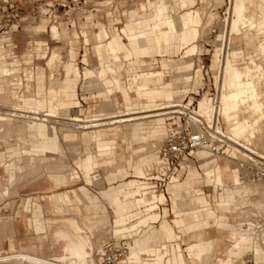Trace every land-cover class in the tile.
<instances>
[{
    "label": "bare ground",
    "instance_id": "6f19581e",
    "mask_svg": "<svg viewBox=\"0 0 264 264\" xmlns=\"http://www.w3.org/2000/svg\"><path fill=\"white\" fill-rule=\"evenodd\" d=\"M176 1L178 2L182 13L179 18L178 26L172 18V26L179 33V39L181 41L179 49H186V53H190V51L196 48V52H198L199 47L196 41L200 35L199 25L202 22L203 11L205 9L204 5L203 7H196V4L198 1L204 3L207 0ZM214 2L217 1L214 0ZM157 10V20L163 33L165 48L166 50H169L172 48L174 40L169 35L165 19L167 16L159 3L157 4ZM230 12L231 18L230 21L226 23L225 27L226 36L228 31V47L226 48L225 56L221 59V54L224 53V41L222 43V39L225 38L221 32L217 35L220 43H217L218 45L215 44L216 47L211 55V64L209 66L213 74L212 79L215 88L218 90V94L216 93L215 97L216 101L214 103L213 98L208 96L209 93L207 94L204 92L198 101L197 109H190L189 105L186 103L171 100L172 91L186 90L189 87L187 85L188 83H182V85L176 86L171 78L169 81L164 79L166 74L169 73L168 69H152V63L146 65L143 58L133 57L134 53L131 50L145 51L144 42L147 39L148 33H150L153 28L149 18H147L145 22V24H149L148 29L144 27V20L133 21L131 23L133 32L127 42L123 37L118 35V33H115L112 28L108 27V29H106V26L101 23H97V31H94L92 34H88L83 30L82 36L86 43L88 44L90 39L93 40L92 50L94 52L96 65L93 68L85 67L82 72L75 60L70 58L67 60L60 59L63 55L61 54L62 56H60L57 49L59 46L52 47L51 50L48 51L34 50L30 52L47 53V78L50 86H55L59 82L57 75L60 73L55 72V63L59 62L60 64L58 66L62 69L60 75L64 81L76 82L82 78H95L102 88V91L108 96L112 97L113 95L120 94V96L123 97L122 102L113 104V107H115L114 109H116L115 111L93 114L89 116L90 118L87 116L86 118H79L76 115H66L54 110L45 109L46 99L37 91L38 83L35 82V76L40 73L41 70H36L35 72L34 68L30 66L32 61L28 59L21 61V65L23 64L22 67H8L4 64V58L0 55V135H4L2 140L4 147H11L15 145V143L21 145V150L17 153L14 159L10 160L13 170L9 172L7 171L9 175L6 180L1 179L0 177V202L1 199L11 194H14V196L17 194V196H19V190L21 191L24 187L18 190L20 184L17 186V180L23 178L27 173H32V176H30L32 180L29 183L27 182L28 186L30 183V185L47 183L45 187L46 189H57L60 186L77 182L79 174L74 172L75 168L70 162H73L77 157H84L85 154L81 152V154H77V156L75 155L76 157L74 156V159H70L69 155L66 153L67 150L65 146L64 148L60 147V144H64H59L60 136V142L63 140L67 145H70L68 143L72 142L74 144L82 140L93 142L97 152H91V157L97 158L98 153H100V155H106L110 160L106 168L110 165L115 169L114 165L119 166L125 163L124 147L121 146L123 149L116 150L117 142H119L118 145H120V143H123L124 141L122 138L119 140L113 138L112 141L100 142L101 138L105 140L110 138V134L120 131L119 124L123 123L126 126V141L129 143L131 141L146 142V154L155 151H158L159 153V148L162 144L159 142H163L166 137L162 138V135L166 134L167 125L157 124V121L165 119L168 114H185L188 110V113L190 114H188L189 117L194 120L190 121L194 124V129L197 127V119H199V116L202 118L203 123L208 127H214L215 123L217 127L218 123H223L225 127L227 125L231 126L227 132L223 131L222 133L227 136L230 141L235 143L228 142V146L231 148L232 156L230 157L232 159L241 158V162L238 163L241 176L239 175V172L235 171L234 176H232V179L228 182L226 198L223 195L220 196L221 199L225 200L222 203L223 205L220 206V209L225 211L224 216L235 217L237 219V224L232 226L227 225L225 221L226 219L223 216L220 218L219 224L223 226L230 235H235L237 239L244 240V242L248 241L250 234L243 230V227L238 220L241 217L244 218L245 216L243 215L245 214L252 216V214L249 213H254L255 211L257 214L261 211L264 213V179L251 180L248 177V170L242 163L246 160L256 161L258 158L264 159V24H261L264 18L257 22L249 17L246 13V0H233V6L230 7ZM213 13H209L208 11V22L213 19ZM206 22L205 25H208ZM47 24L48 21L42 19V22L34 26L31 31L34 33L46 32L48 31ZM49 31L53 38L60 37V31L56 25H50ZM239 33L242 34V38L245 37L244 35L248 37L245 44L251 46V50L246 52L245 55L236 47H231L230 44L232 34L237 35ZM249 37H251V39H249ZM66 42L68 41H65L64 43L66 44ZM15 47H17V45L14 41V33L7 32L6 34H0V54L1 51H9L7 58L12 59L16 56ZM252 47H256V51H253ZM88 50L89 47L85 50L86 53L83 54L84 57L88 54ZM256 57H261V60L258 61ZM83 61L87 62V58H83ZM135 65H139L140 69L138 70ZM185 71H189V69H186ZM195 71L197 72L198 70ZM122 72L124 73L123 81L120 79ZM161 78L164 80L160 81ZM139 80L142 81L139 82ZM158 85H163V96L166 100L164 103L153 101L152 98L151 100L144 102L142 105H137L131 101L132 93L135 94V97L140 98L143 93H148ZM2 99H8L10 102H2ZM29 99H33L34 105H29ZM111 103H113V101L108 104ZM72 105L74 108H79L81 106V101L77 98L73 101ZM56 116H59V118L60 116L65 117L66 119L76 122L70 123L72 127L69 128L68 126L62 127V121V125L57 129V127L50 124L53 121L52 117ZM33 120L44 121L47 122V124L45 126L37 125ZM77 121H82L84 123L81 125ZM55 122H57V120ZM65 123L66 122H64V125ZM66 125L68 124L66 123ZM34 127L36 128V134L33 136L31 135L30 130ZM78 128H82V130H77ZM58 130H60V136ZM47 133H50L52 139L55 141L54 151L43 149L37 153L25 151L27 148L26 146L31 143V140L34 137L40 135L45 137ZM57 145L58 147L56 148ZM93 150L95 151V149ZM197 151L198 160L201 161L200 165L206 181L218 185L220 179L218 176L217 163L214 159L210 158L211 152L206 146H204L191 151V153L195 154ZM67 157L69 158L67 159ZM157 157L159 158L158 163L153 162L152 166L147 170V173L152 170V168L158 169L161 166L162 160L159 154ZM38 160H43L44 162H41L42 164L40 165L34 163L33 165H35V168L31 167V162H37ZM36 166H41V169L38 170L39 168L37 169ZM195 175H197V172L193 171L192 176L194 177ZM171 177L167 183H172ZM146 179L147 178H145V180ZM146 181L149 182L148 180ZM149 183L152 185L153 182ZM195 183L191 188L193 195L189 201L202 206L207 201L205 198V192L200 185H196ZM208 185L210 184H207V186ZM153 190L158 191L159 189ZM73 192L76 194L79 201L85 198L83 201L86 200L88 202V199L79 188L75 187ZM62 194L64 195L66 203L69 204L71 201L70 197L68 198L65 196V191H63ZM244 194L249 198V201L244 198ZM105 199L107 200L110 198L105 197ZM141 201H143V198L140 199V202ZM87 202H82L84 207L89 205ZM154 208L155 206L152 205L147 206L146 211H151ZM52 211L54 212L55 209ZM12 215L13 214H0V264H10L11 261L14 264L103 263L99 257V251L103 244L100 246L101 242L99 241L98 243H100V247H98V243L94 240V238H97L96 240H98V236L94 237L95 232L91 229L87 230L78 226L75 217H71L72 219H70L68 215H62L63 218L74 221L71 223L75 226L76 233H73L72 237L76 239V245L82 250L81 255H79L73 248L68 256H63L62 260H55L27 252L16 246L13 233L14 223ZM205 215H214V212L210 207H206ZM258 215L261 216L260 214ZM125 216L126 215H121L115 219V226H112L111 224L110 228H108L110 232L112 229H117L124 225L123 219ZM262 216L264 217V215ZM57 218L58 217L52 218L50 221H55ZM254 218H256V216ZM258 221L260 222L259 219ZM247 223L251 227L255 225L258 227V231L253 238L255 241H261V244L264 247V223H254L250 221H247ZM205 225V221L197 222L194 224V229L192 230L195 232L188 237H191L192 239H186V237L183 239L184 245L191 246L193 255L196 257H200L202 251H208L210 248L208 243L210 236H207L209 234L205 235L204 230H207ZM189 227L192 228L193 225H187L183 229V232ZM41 228L42 230L45 229L43 223L41 224ZM188 234L189 233H185V236ZM4 240L7 241V249L1 246V242ZM192 240H201L202 242L200 245H197L195 243H190ZM235 244L237 243H234L229 239L226 246L231 249L230 253L226 254L223 250L218 252L214 256L213 264L236 263L237 261L234 256L236 253L234 247ZM126 247V256L119 261L127 258L129 248L127 245ZM248 249L253 252V247ZM3 250L5 251L4 254H2ZM183 264H191V262L185 257Z\"/></svg>",
    "mask_w": 264,
    "mask_h": 264
},
{
    "label": "rangeland",
    "instance_id": "374dc122",
    "mask_svg": "<svg viewBox=\"0 0 264 264\" xmlns=\"http://www.w3.org/2000/svg\"><path fill=\"white\" fill-rule=\"evenodd\" d=\"M215 1L217 2H214V0H207L204 3H201L200 1H198L196 4V7L197 6L203 7L204 5L205 10L203 11L202 22L199 25L200 35L197 38L198 42L196 41L199 47V51L196 52V48H194L192 51H190V53L186 54L190 57V59L187 60V62H190V61L192 62V66H193L192 69H190L189 71L180 72V73L172 69L170 70L168 74H166L164 78L167 81H169V78L173 77L171 78V80L175 82L176 86H180L182 85V83H188L187 84L189 86L188 89L179 90V93L176 96H174V100L183 102L186 104L193 103V107L189 105L190 109L198 108V101L202 97V94L204 92H206L207 94L209 93L208 94L209 97H212V93H214L215 85L212 79L213 74L209 66L211 64V55L214 52L216 45H218L217 43H220L219 38H217V35L219 33L222 32L223 37H225L224 39H222V43L224 41L223 43L224 53L221 54V59L224 58L226 48L228 47V31H227V36H226L225 27H226V23L230 21V18H231L230 7L233 6V0H215ZM157 2H159L161 5L166 7L167 12H169V14L175 20L178 26L179 18L181 16L182 11H180L176 0H21L20 2H17V4L15 3L16 9L14 11L12 12H10V10L7 11L10 14H16V19H22V20H19V27L17 31L14 32V41L17 45V48L15 49L16 56L14 57V59L16 60L15 62L16 65L9 64L8 59L7 61L3 59L4 64L8 67H18V68L22 67L23 66V64L21 65V61L23 60L22 52L25 48L31 47L29 46V41L35 38L34 42L37 44H41L42 42L41 40H44L47 42L49 48L59 46L57 49L60 53V56L63 55L62 58H60L61 60H67L69 50L71 48H74L77 52V56L75 59H76V62L78 63V66L81 72L84 70L85 67L93 68L96 65L94 52L92 50L93 40L90 39L88 44H85L83 41L84 38L82 36V31L84 30V32L86 31L88 34H92L94 31H97V23H101L104 26H106V29H108V27L118 28L117 29L118 35H120L121 37L125 39V36L120 33V29L122 26H125L130 29V30L128 29L129 34L133 32L130 26V24L133 21L128 20L130 15L133 16V20H135V22L144 20L143 18H149L150 16L153 15V13L154 14L156 13V3ZM149 5L151 7H149ZM207 10L209 11V13L214 12L213 13L214 17L209 22H208L209 18L207 16L209 14ZM263 18L264 16L257 22L261 21ZM42 19H46L48 21V24H47L48 31L39 32V33L32 32L31 31L32 28L40 24L42 22ZM224 19L227 21H225ZM205 22L208 25H205ZM52 24L58 27V30L60 31V37L58 36L56 38H53L51 36L50 31H49V26ZM261 24H264V20L262 21ZM144 27L148 29L149 24L147 23L144 24ZM244 36H245V39L247 40L248 37L246 35ZM157 37L159 38L160 35H157ZM249 39H251V37H249ZM65 41H68V42H66L65 44L64 43ZM230 44H231V47H236L237 49L241 50L244 55L246 54V52L251 50L250 48L251 46L245 44L241 33L237 35L232 34V39H231ZM88 47H89L88 54L85 55V57L83 56V58H87V60L89 61V65L86 66L84 63L81 62V59L83 61L82 54L86 53L85 50H87ZM174 47L176 49V53H172L170 56V59L180 58L181 63H185L183 61L184 59H181L182 56H185V52H184L185 50H183L182 53H180V51H178L179 46L177 43H175ZM255 48L256 47H252V50L256 51ZM150 50H156V53L158 52L161 53L160 57L157 56V60H152V59H156V57H145L144 58L145 64L148 65V64L153 63L151 66L152 69L162 70V68H160L161 57L168 58L169 57L168 54L163 49V46H161L160 50L157 48L153 49L152 47H150ZM131 51L135 53L136 50H131ZM256 58L258 61L261 60V57H256ZM31 59L33 61V64L31 63L30 65L31 67H34V69H36V67H41L43 69V72H44L43 90L46 91L48 88L47 78H46L48 74V67L46 65L47 58L33 54ZM55 64H56L55 72H59L61 74L62 69L58 66L60 63L56 62ZM195 70H198V71L196 72ZM179 75H181L184 79L179 81V79L174 78ZM120 79L122 81L124 80L123 72L120 75ZM164 79L161 78L160 81H163ZM140 81L142 80H139V82ZM162 86L163 85H158L155 88L151 89V91L156 90V93L154 94L155 99L163 97L164 89ZM84 87H85L84 88L85 91L81 90V88L78 89V94L80 98L82 96L88 97L87 99L81 100V104H82L81 107L68 109L66 111H60V110L59 111L54 110V111H57L61 114H66V115H72V116L76 115L79 118H86V116L89 117L95 113H98L100 105H101V110L103 112H105L108 109H111L113 112L116 110L114 109L115 107H113L114 106L113 104L115 103L117 104L123 101L120 94H116L114 97L115 103L113 102L111 104H108L112 101L111 98L101 103L99 98H89V92H88V91L94 92L96 91V89L98 90L99 87H96V85L90 81H85ZM216 93L218 94V90H216ZM135 100H136L135 94L132 93L131 101L134 102ZM8 101H9L8 99H2V102L9 103L10 101L9 102ZM156 101L159 103L165 102V100L163 101L156 100ZM28 103L29 105L30 104L34 105L33 99H29ZM47 110H51V109H47ZM188 114H189L188 110L186 111L185 114L171 113V114H168V116H166L165 119H161L157 121V124L167 125L166 134L162 135V138L167 135L168 125L171 123H177L181 125L182 127H184L186 124H189L191 128L194 129V124L190 122L194 120L190 118L189 117L190 114L189 115ZM52 120L54 122L52 121L50 124L57 127V129L59 126L62 125V123H63L62 127L68 126L69 128H71L72 125L70 123L76 122V121H71L69 119H66L65 117H61V116L60 118L59 116L52 117ZM56 120L57 122H55ZM33 121L37 125L45 126L47 124V122H44V121L42 122L37 121V120H33ZM185 121L187 122L185 123ZM64 122H66L68 125H66V123L64 125ZM77 122L81 125L82 123H84L82 121L80 122L77 121ZM221 126L224 128L223 130L225 132H227L228 129L231 127L229 125L225 127L223 123H221ZM119 128H120V131H117L114 134H110L109 137L118 139V140L123 138L126 135V126L125 124L122 123V124H119ZM79 129L82 130V128H78L77 130ZM85 130H89V129H85ZM30 131H31L30 132L31 135L34 136L36 134L35 127L31 129ZM59 133H60V130H58V134ZM50 135H51L50 133H47L45 137L43 135L34 137L31 140V143L28 146H26L27 148L25 147L26 148L25 151L26 152L31 151L32 153H37L41 149L47 150V151H54L55 141L52 139V135L51 136ZM3 138H4V135L3 136L0 135V177L1 179L6 180V178L9 175L7 171L9 172L13 170V167L11 165L12 163L10 162V160L14 159L17 153L21 150V145L19 143H15V145L11 147H4L2 143ZM60 139H61V136L59 138V144L64 143V144H60V147L64 148L65 146L67 150L66 153L69 155L70 159H74L77 156V154H81V152L83 153L85 147L90 148L93 153L97 152L95 146L93 145V142H90L87 145L83 142H78L74 144L71 142V143H68L70 145H67L65 144L63 140L62 142H60ZM118 143L119 142H117L116 150L123 149V147L125 150L124 152H125L126 161H124L125 163H123V165H119V166L114 165L115 169H113V167L110 165L109 167L106 168L109 162V159L106 155H101L100 161L97 160L98 166L95 168V172H94V174L96 175V180H93L92 183H86L83 176L80 174V178L77 179L76 183L74 182V183H70L64 186H60L59 188L55 190L63 192V191H66V189H71V188L78 187L80 185H85L94 194H98L99 191L101 190L103 191V189L107 190L109 187H110L109 192H113L114 185L121 184L124 180L132 178L131 173L133 172V165L137 167V168H134L135 171L139 169L138 159H137L138 156L143 155V153L145 155H148L146 154L147 153L146 142L142 143L141 141H131L129 143L128 141H125L123 143H120V145H118ZM159 143L161 144L162 142H159ZM229 143H233V142L229 141ZM93 149H95V151ZM135 152H138V153H135ZM227 153L228 155L223 154V153H219V154L216 153L215 155H211L210 157L214 159L216 163L221 164L222 162H226L228 165L231 166L230 173L229 171L223 173V177H227L229 174L235 173V171L237 170L236 162L238 163L241 162V158L232 159L230 157L232 156V154H231V148L229 146L227 147ZM99 154L100 153H98V155ZM135 155L136 156L138 155V156L136 157ZM149 155H150V158L152 159L156 158L154 160V163H158L159 161V158L157 157L158 151L149 153ZM69 157H67V159ZM84 157H87L88 159H90L91 155L90 154L85 155ZM198 159H199L198 151L195 154L190 153V154H187L177 159L175 162L176 169H172V166L170 168V172L173 171V174L171 177L172 183H167L165 185L166 191L165 189L163 190L159 189L158 191L153 190L151 189V184L149 183L150 187L144 189L143 191H139V193H134V194L125 193V195H116L115 194L116 192H115L113 193V195H107V196L101 197L102 204H104L106 208V211L103 210V212L104 213L107 212L105 214L107 215L108 219L113 220L112 226H115L114 225L116 223L115 219L118 216L126 215L123 219L124 225L122 227H119L117 229H112L110 232V230L108 229L110 228V226L108 225L104 228H101V229L99 228V231H96L94 235V237L98 236V240H96L97 238H94L95 242L96 243H98L99 241L101 242V244L98 243V247H100L107 240H113L118 243L126 242V245H128L129 253H128L127 258L119 262L110 263V264H183L185 257H187V259L191 262L193 252L187 250V248L190 246L184 245V242L182 246L180 245V243H171L170 245H168L165 243H160L158 240L159 239L162 240V236H164L165 238L167 237V239H172L174 229H177V227L175 226H185V225H188V223H192V222L197 223L199 221H204L206 207H210L213 210L214 214L216 215H221L220 211H223L220 209V206L223 205L222 203L225 200L221 199L220 196L223 195L226 198L227 192H228V188L226 187V185L230 181V178L228 177L224 180L223 186H221V183L216 185L215 183L207 182L205 179V175L202 173V168L200 165L201 161H199ZM41 162H44V161L43 160H40V161L38 160L37 162L34 161V162H31L30 165H32L31 167L35 168V165L33 164L38 163V165H40L42 164ZM152 163L153 162L145 164V169H144L145 178L147 176V170L149 169V167L152 166ZM183 163L191 166L188 169L187 175L183 173L184 170L182 169L186 167ZM70 164L74 166L75 168L74 172L79 174L80 172L78 170L77 162L73 161V162H70ZM87 166H91V164H87L86 167ZM140 166L142 167V165ZM37 169L40 170L41 166L37 167ZM193 171L197 172V175H195L194 177L192 176ZM110 175L113 176L115 180L114 179L109 180L108 177H110ZM25 176L23 177L25 179L23 178H21L20 180L18 179L17 180L18 184L16 183L17 186L20 184L19 188L16 186L18 190L24 187L21 189V191L19 190L21 197H26L27 194L34 192V190L31 189V185H30L31 183L28 186V183L32 180L30 178V176H32V173H27ZM173 177H175V179H173ZM145 178L141 180L146 181ZM177 181H180V183H178ZM195 182L196 184L202 187L205 194L209 193L208 194L209 196H207L209 197V199L206 198L205 196L207 201L202 206L199 204L190 203L187 201L192 197V192L190 188L193 187V184ZM207 184H210L211 186L208 185L209 186L208 187ZM135 187H138V186L136 185ZM40 192L49 193L48 190H44ZM11 195L1 199L0 214H7V215L13 214L12 216H14V208L16 207V204L19 205L21 203V199H19L17 194L15 196L14 194H11ZM105 197L110 198L113 202L112 212L109 206L105 204L106 202L103 201ZM41 198H47L48 204L51 203L49 204V208L52 210L54 209L53 204H52V199L50 198L48 194L42 195ZM141 198H143V201L140 202ZM83 199L80 200V202L81 201L87 202L86 200L83 201ZM41 203L43 205V214L45 217L52 216V215L53 216L58 215V213L51 212L48 209L45 201L41 200ZM188 204H192V205L195 204L197 205V207L187 212H183L179 210V207L188 206ZM151 205L152 206L157 205L156 209L153 210L154 212L153 215H151V213L153 212L146 211L147 206H151ZM255 213L256 211L254 213H249V214H252V216L251 215L248 216L247 214H245L243 215L245 216L244 217L245 220L243 217H241L243 218L242 220H240L241 218L238 220L240 225L243 227V230H245L247 233L249 232V234L252 236H254L257 233L258 227L256 225L252 227L249 226L247 221L254 222V223L258 222L262 224L264 223V217L262 216L264 215V213L259 212L258 214H260L261 216ZM65 214H73V211H69V213L65 212ZM80 214H83V211L78 213V216H77L78 218H80ZM185 216L186 217L188 216L189 218H185ZM255 216L256 218H254ZM258 219L260 220V222L258 221ZM229 220L230 222L235 223L234 217L229 216ZM59 225H60L59 221L53 222L51 224L50 231H52L55 227ZM169 225H171L172 227H170ZM206 229L207 230H204L205 235L209 234L207 236H211V237L218 236L221 232V228L217 226H211ZM177 232H179V234H182L179 230ZM177 234L176 233L174 234L175 237ZM34 236L35 235L32 230L27 229L24 226L20 227V231L19 232L16 231L14 235L15 241L17 243L16 246L19 248V245H21L25 247V250H28L27 247L29 246V244H31L30 242H33L35 245V250L33 252L36 254L51 256L53 254L58 255L61 253L59 242H55L52 248L49 247L51 246L50 236H47L46 238L42 240V246L40 247H39V241L36 240ZM232 236L233 237L230 240L233 241L234 243L239 242V246H240V248H238L237 247L238 245L235 244L234 247L237 252L235 256L243 255L246 264H257V263L263 264V262L259 263L260 262L259 260H256V261L254 260L250 249L246 248L248 246V243H245L244 240L237 239L235 235H232ZM185 237L186 239H192L191 237L188 238V235L184 236V238ZM1 246L7 249L8 248L7 241L6 240L2 241ZM230 250L231 249H229L226 246L225 250L223 251L226 254H229ZM244 251L245 253L243 254ZM4 252L5 251L3 250L2 254H4ZM261 257H263V255H261ZM261 260L263 261V259ZM10 264H14V263L11 261ZM102 264H108V263H102ZM191 264L193 263L191 262ZM209 264H211V260H209Z\"/></svg>",
    "mask_w": 264,
    "mask_h": 264
},
{
    "label": "crops",
    "instance_id": "0c3cea01",
    "mask_svg": "<svg viewBox=\"0 0 264 264\" xmlns=\"http://www.w3.org/2000/svg\"><path fill=\"white\" fill-rule=\"evenodd\" d=\"M158 3L159 2L156 3V13L155 14L153 13V15L149 17V19L153 25V28L150 31V33H148L147 39L144 42L145 51H143V52L141 50L135 51L133 57L134 58H142L143 57V59L145 57H156V59H152V60H157V56L160 57L161 53H159V52L156 53V50H150V47H152L153 49L157 48L160 50L161 46H163V49L165 50V52L168 54L169 57L168 58H162L161 57L160 68H162V69L166 68L169 70V72H170V70L174 69L178 73L185 72L186 69L190 70V69H192L193 66H192L191 61L187 62V60H189L190 57L188 55H186L187 54L186 49H183V50H185L184 51L185 56L181 57V59H184L183 61L185 63H181L180 58L179 59H170L171 54L176 53V49L174 47L175 43H177L178 46L180 47L181 41L179 39V33L172 26V24H173L172 17L170 16L169 12H167L166 7L159 3L162 6V8L164 9V13L167 16L165 19L167 22L169 35L174 40V44H173L172 48H170L169 50H166L163 33H162V30H161L159 23H158V20H157V14H158L157 4ZM149 7H151V6L149 5ZM178 7H179V4H178ZM179 9H180V7H179ZM246 13L249 17L253 18L255 21L260 20L264 16V0H246ZM143 19H144V24H145L147 18H143ZM128 20L135 21V20H133L132 15H130ZM130 26H131V24H130ZM110 28H112L115 31V33H117L118 28H115V27H110ZM128 29L129 28L125 27V26H122L120 29V33L125 36L126 41L132 35V33L131 34L128 33ZM131 30H132V27H131ZM50 34H51V32H50ZM157 35H160V37L158 38ZM153 36H155V37H153ZM150 37H152V38H150ZM34 39L35 38H33L31 41H29V46H31V47H27L23 50V52H22L23 60L28 59V60L32 61L31 57L33 56V54L47 58V53H30L34 50H36V51H38V50H46V51L51 50V48L48 47V44L46 41L41 40L42 41L41 44H37L34 42ZM243 39L245 42L246 41L245 37H243ZM83 41L85 44H87L85 39H83ZM179 47H178V51H180V53H182L183 50H180ZM8 54H9V51H1L0 55L2 58H4L7 61V59H8L7 55ZM76 56H77L76 50L74 48H71L69 50V53H68V58L76 61V59H75ZM82 58H83V54H82ZM15 62H16V60L14 58H12L10 60L8 59L9 64L16 65ZM81 62L84 63L86 66L89 65L88 60H87V62H84L81 59ZM32 64H33V61H32ZM77 65H78V63H77ZM136 67L138 69H140L139 65H137ZM34 70H35V72H36V70H41L40 73L36 74L35 82L38 83L37 91L40 94H42L46 99L45 109H51V110H57V111H59V110L60 111H66L68 109L74 108L72 103L75 99L78 98V100H80V101L83 99H87L88 98L87 96H82L80 98L79 94H78L79 88H81V90L85 91L84 90L85 81H90V82L94 83L96 85V87H99V89L98 90L96 89V91H94V92L88 91L89 92V98H99L101 103L104 102L105 100L111 98V100L114 102L115 95L110 97L104 91H102V88L97 83L95 78H90V79L82 78L76 82H73V81L68 82V81H64L62 76L60 74H58L57 79L59 82L55 86H50L48 78L46 77L48 88L46 91H44L43 90V78H44L43 69L41 67H36V69H34ZM170 78H173V77H170ZM174 78L179 79V81L184 79L181 75L174 77ZM0 81H1V78H0ZM155 93H156V90H152V91H149L148 93H144L140 98L136 97V100L134 101V103L137 105H139V104L142 105L145 101L151 100V98L153 101L165 100L164 96L161 98L155 99V96H154ZM178 93H179V90L172 91L171 100L176 101V100H174V96H176ZM148 95L151 97H149ZM188 105H191V103H189ZM111 111H112L111 109H108L105 112H111ZM102 112L103 111L101 110V105H100L98 113H95V114H100ZM112 139L113 138H107L105 140V139L101 138L100 142L112 141ZM122 139L125 142L126 141V135ZM80 142H83L87 145L91 141L83 140ZM57 147H58V145L56 146V148ZM91 152L92 151L90 148L85 147L83 154L89 155ZM199 153H201V152H199ZM210 154L214 155L212 153H210ZM100 157H101V155L99 154V155H97V158H93V157H91L90 159H88L87 157L75 158L73 161L77 162L78 170L80 172L79 178H80V174H81L86 183H92L93 180H96V175L94 174V172H95V168L98 166L97 160L100 161ZM137 159H138L139 169L137 171H135L134 168H137V167L135 165H133V172L131 173L132 178L124 180L121 184L114 185V189H113L114 191L113 192H109V189H110V187H109L108 189L105 188L107 190L103 189V191L102 190L99 191L98 194H94L85 185L78 186L77 188H79L83 192L84 196L88 199L89 205L87 207H84V205L77 199L76 194H74V192H73L74 188L66 189V191H65V196L68 198L70 197V200H71L70 203L67 204L65 201L64 195L62 194V191H57L55 189H46L45 187H46L47 183H36L34 185H31V189L34 190V192L27 194L26 197H21V194L19 193L18 197H19V199H21V203L19 204L20 206L16 204V207L14 208V216H13L14 235H15L16 231H18V232L20 231V227L24 226L25 228L33 231V233L35 235L34 238L39 241V247L42 246V240L44 238H46L47 236H50L51 237V240H50L51 246H49V247L52 248L55 242H59L60 248H61V253L58 255L53 254L51 256H45L42 254H37V255H41V256H44V257H47L50 259L62 260L63 256H68L73 248L76 250V252L79 255H81L82 250L78 248V246L76 245V239L72 237L73 236L72 234L76 233L75 232L76 229H75V226L73 225V223H71V222H74L73 220H70V219H72L71 217L76 218L78 226H80L84 229H87V230L91 229L94 232L99 231V228L101 229L102 227H106L108 225L110 226L113 223V220H109L107 215L105 214L107 212H105V213L103 212V210L106 211V208H105V205L102 204V201H101L102 196L113 195V193H115V192H116L115 193L116 195H125V193H133L134 194V193H139V191H143L144 189L150 187L149 182L142 181L141 179L145 178V174H144L145 164L154 162L155 159L150 158L149 154L148 155H145V154L140 155V156H138ZM109 162H110V160H109ZM87 164H91V166L86 167ZM140 165H142V167ZM184 165L186 167L182 170H184L183 173H185L187 175L188 169L191 166L188 164H184ZM236 165H237L236 172H239L238 162H236ZM230 169H231V166L228 165L226 162H222L221 164L217 163L218 176L220 179L221 186L224 185V180L226 178L229 177L231 180L232 176H234V173H231L227 177H223V173H225L227 171H229V173H230ZM239 175L241 176V174H239ZM108 179L109 180H113V179L115 180V178L111 175H110V177H108ZM173 179H175V177H173ZM177 182L180 183V181H177ZM136 185L138 187H135ZM196 185H198V184H196ZM226 187L228 188V183H227ZM44 190H48L49 193L40 192V191H44ZM191 192H192V190H191ZM46 194H48L52 198L53 207L55 209L54 213H58V215H54V216L52 215V216H46V217L44 216L43 205L41 203V200L45 201L48 209L51 212H53L52 209L49 208V204L47 202V199L41 198L42 195H46ZM192 195H193V193H192ZM183 196H185V195H183ZM205 196H206V198L209 199V197H207V196H209L208 194H205ZM244 198L249 201V198L245 194H244ZM103 201L106 202L105 204H107L109 206V208L111 209V212H112V208H113L112 200L111 199L106 200L104 198ZM188 202L194 203V202L189 201V200H188ZM195 204H193V205L188 204V206L179 207V210L183 211V212L190 211V210L197 207V205H195ZM156 207H157V205L155 206V208L153 210H155ZM153 210L148 211V212H152ZM69 211H73V214H65V212L69 213ZM81 211H83V214H80V218H78L77 217L78 213H80ZM220 213H221V215H216V214L210 215V216L205 215V219H204V221L206 222L205 227L208 228L211 226H217V227L221 228V232L218 236H214V237L210 236V240L208 241L210 248L208 251H202L200 254V257H196L195 255L192 254L191 262L193 264H209V260H211V264H213L214 256L218 252L225 250V246L227 245L228 240L232 239L233 236L230 235L225 230V228L219 224V222H220V218L223 216L226 219L225 220L226 224L232 226V225L237 224V219L234 217L235 223H232L229 220V216H224L225 211H220ZM153 214H154V212L151 213V215H153ZM62 215H68V217H70V219L63 218ZM56 217H58V218L55 221H59L60 225L55 227L52 231H50L51 224L53 222H55V221H50V220L52 218H56ZM185 218H189V217L185 216ZM42 223L45 225L44 230H42V228H41ZM194 224H196V222L188 223V225H193V227L192 228L189 227L185 232H183V229L187 225L175 226L183 235L179 234V232H177L178 231L177 229H174V232L176 234L178 233L176 235V237L174 235L175 233L173 232L174 237L172 235V239H167V237L165 238L164 236H162V240L159 239L158 241L160 243H165L168 245H170L171 243H180V245L182 246L183 245V239L185 236L184 234L189 233L188 234V237H189L193 234V232H195V231H192L194 229ZM169 226L172 227L171 225H169ZM113 237H114V235H113ZM248 238H249V240L245 242V243H248V246L246 248L248 249V248L253 247V252H251V253L253 255L254 260L255 261L259 260L260 261L259 263L263 262V264H264V247L262 246L261 241H255L252 235H249ZM263 241H264V239H263ZM201 242H202L201 240L190 241V243H195L197 245H200ZM30 243L31 244H29V246L27 247L28 250H25V247L21 246V245H19V248H22L23 250H25L27 252L34 253L33 251L35 250V245L33 242H30ZM124 243L126 244V242H124ZM237 245H238L237 247L240 248L239 243H237ZM187 250L193 252L191 246L188 247ZM34 254H36V253H34ZM235 254H234V256H235ZM243 254H244V252H243ZM261 255H263V257H261ZM235 259L237 261L236 264L237 263L246 264L243 255L235 256ZM261 259H263V261Z\"/></svg>",
    "mask_w": 264,
    "mask_h": 264
},
{
    "label": "built area",
    "instance_id": "2783aa9c",
    "mask_svg": "<svg viewBox=\"0 0 264 264\" xmlns=\"http://www.w3.org/2000/svg\"><path fill=\"white\" fill-rule=\"evenodd\" d=\"M21 0H0V34L7 32H16L19 27V20L16 19V14L10 12L16 9L15 3ZM17 47H15L16 49ZM216 88L212 93V98L215 103ZM193 107V103L191 104ZM197 119V127L192 129L189 124L184 127L177 123L168 125V131L165 139L159 148V156L162 164L158 169H152L147 173V179L152 183V189H165V185L173 174L170 168L176 169L175 162L180 157L190 154L191 151L206 146L212 154L223 153L227 155L228 142L227 136L220 123L218 127L216 123L214 127H208L203 123L199 116ZM189 120V119H188ZM187 121H185L186 123ZM220 151V152H219ZM218 156V155H217ZM248 170V177L251 180L264 179V159L258 158L256 161L246 160L242 162ZM127 247L125 243H118L113 240H107L101 246L99 257L103 263H114L126 256Z\"/></svg>",
    "mask_w": 264,
    "mask_h": 264
}]
</instances>
